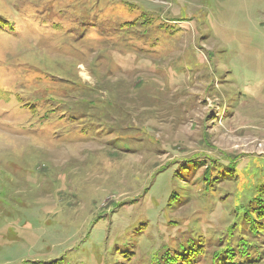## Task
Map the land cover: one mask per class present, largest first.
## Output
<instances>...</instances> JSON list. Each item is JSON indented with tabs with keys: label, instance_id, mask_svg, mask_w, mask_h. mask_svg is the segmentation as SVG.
Wrapping results in <instances>:
<instances>
[{
	"label": "rangeland",
	"instance_id": "374dc122",
	"mask_svg": "<svg viewBox=\"0 0 264 264\" xmlns=\"http://www.w3.org/2000/svg\"><path fill=\"white\" fill-rule=\"evenodd\" d=\"M0 264H264V0H0Z\"/></svg>",
	"mask_w": 264,
	"mask_h": 264
}]
</instances>
